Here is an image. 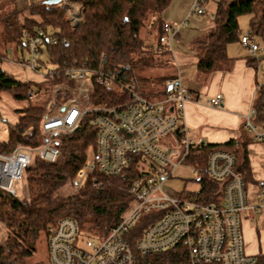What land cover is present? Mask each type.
<instances>
[{
    "label": "built area",
    "instance_id": "1",
    "mask_svg": "<svg viewBox=\"0 0 264 264\" xmlns=\"http://www.w3.org/2000/svg\"><path fill=\"white\" fill-rule=\"evenodd\" d=\"M204 1L193 0L189 16L204 15ZM60 5L69 27L81 24L83 16L78 5L66 0H61ZM162 30L154 48L157 53L164 52L177 28L163 23ZM240 41L251 56L259 50L256 38L248 31L242 33ZM46 42L58 43L52 32L36 29L31 36L24 32L21 48L27 58L17 60L44 80L54 78L56 69L42 61ZM47 66V72L41 73ZM125 69L108 68L104 52L94 69H66L65 75L72 83L71 96L58 106L49 104L52 111L46 112L39 123L44 143L33 149L21 146L9 154H0V189L15 197L21 177L34 157L49 163L56 161L54 137L73 132L83 116L92 114L90 123L97 128L95 150L75 172L70 186L80 199L87 198L89 189L104 185L101 177L120 175L132 155L142 158L143 175L127 186V204L114 207L109 213L117 224L98 238L81 233L72 218L59 219L47 237L49 264H136V256L145 257L178 244L185 247L189 264H253L255 257L246 254L241 230V213L249 208L247 189L235 170L234 155L221 149L202 155L207 144L194 139L183 121L184 107L192 102V97L179 82L160 100L151 101L140 95ZM93 84L115 90L118 96H125L124 101L90 106ZM63 89H67L64 83L57 84L53 94ZM28 95H34L32 89ZM221 103L220 94L207 102L212 108H219ZM243 128L251 142L264 143V106L260 120L251 112L245 117ZM31 133L32 129H28L22 138L27 139ZM169 135H174L175 143L163 145ZM191 158L193 162H189ZM182 166L191 169L197 179L206 177L220 184L221 203L183 199L182 191L163 188V182ZM255 202L254 210L264 209V181L257 182ZM149 212H154V221L143 228L131 247L126 233Z\"/></svg>",
    "mask_w": 264,
    "mask_h": 264
},
{
    "label": "trees",
    "instance_id": "2",
    "mask_svg": "<svg viewBox=\"0 0 264 264\" xmlns=\"http://www.w3.org/2000/svg\"><path fill=\"white\" fill-rule=\"evenodd\" d=\"M3 1L0 0V8ZM172 0H66L68 4L80 7L83 20L76 28L65 21V12L60 3L45 4L41 0L21 10H13L0 16V58H6L8 45L13 41L16 48L22 46L23 33L29 36L36 29L52 32L57 39L56 45L44 44L42 51L45 62L56 67L55 76L44 80L51 89L64 83L67 89L52 93L40 106H29L18 110L16 122L7 127V136L0 140V154H9L18 147L30 149L39 147L45 141L40 133L39 123L47 111L48 102L55 106L62 104L70 95L72 83L65 70L75 67L94 69L98 65L102 52L106 54L108 68L125 69L128 77L135 81L140 95L149 99L154 95L149 90L152 78L142 74V68L135 62V54L149 49L147 38L153 34H163L162 15ZM1 10V9H0ZM248 17L247 31L259 42L264 52V0H217L215 10L208 19L206 32L192 43L195 69L198 75L209 76L214 72H230L238 58L227 54V46L232 43L241 45L238 20ZM66 41V44L62 41ZM242 46V45H241ZM254 71L258 60L251 55L242 57ZM264 59V57H263ZM31 82L19 81L0 68V100L4 95L20 100L29 98ZM253 102L254 118L260 120L264 106V84H256ZM90 106L106 103L117 105L125 96H118L115 90H107L93 84ZM161 96L166 93L164 84ZM159 93V92H158ZM54 109V107H53ZM92 114L83 116L77 129L65 135H56L54 145L58 159L53 163L34 157L25 169L20 184L26 192L19 191L15 197L0 189V225L4 228V241L0 242V264H26L36 251L41 234L47 237L61 218H72L80 232L90 237L102 238L117 224L109 215L110 209L125 206L130 198L127 186L143 175L142 158L132 155L128 165L120 175L101 177L104 185L98 189H89L87 198L60 196V188L72 183L75 172L83 165L96 146L97 128L90 121ZM32 129L31 135L23 139L22 135ZM246 144L207 145L202 155L206 156L214 149L230 152L235 157V170L247 184L250 170ZM193 162V158L189 162ZM198 191H182L183 199L197 200L201 203H221L222 186L206 177L197 179ZM154 221V212L143 214L139 221L126 233L131 247H134L141 231ZM83 230V231H82ZM136 264H189L187 251L182 245H176L159 253L145 257L136 256ZM214 264V263H211ZM253 264H264V254L255 256Z\"/></svg>",
    "mask_w": 264,
    "mask_h": 264
},
{
    "label": "crops",
    "instance_id": "3",
    "mask_svg": "<svg viewBox=\"0 0 264 264\" xmlns=\"http://www.w3.org/2000/svg\"><path fill=\"white\" fill-rule=\"evenodd\" d=\"M14 1L17 9L21 10L41 0ZM208 1H204V15L189 16L193 0H172L164 11L163 23L177 28L164 50L171 55L176 74L162 79L166 90L171 83L179 82L190 93L192 102L184 107L183 121L194 139L207 145L230 141L239 146L246 144L251 180L246 184L249 208L241 213V230L246 254L255 257L264 254V209L253 208L256 204L257 182L264 181V144L251 142L243 126L245 117L253 111L258 82L254 69L242 58L234 62L230 72H214L209 76L197 74L192 43L209 27L205 17L207 14L212 16L217 0H214L213 10L209 7L211 11L207 9ZM216 94L222 96V103L219 108H212L207 102ZM169 141L171 138L166 140Z\"/></svg>",
    "mask_w": 264,
    "mask_h": 264
},
{
    "label": "rangeland",
    "instance_id": "4",
    "mask_svg": "<svg viewBox=\"0 0 264 264\" xmlns=\"http://www.w3.org/2000/svg\"><path fill=\"white\" fill-rule=\"evenodd\" d=\"M3 3L5 4H3L0 8V16L17 9V5L14 0L3 1ZM209 7L211 10H213L214 0L208 1L207 9L211 11ZM209 16L210 14H207L205 18L209 19ZM238 25L240 32H246L248 27V17L245 15L241 16L238 20ZM256 42L259 45V50L254 54V57L258 60L257 68L255 71L256 81L259 84H262L264 83V52L259 42L257 40ZM157 43L158 36L156 34H153L147 38L146 44L148 45L149 49H145L141 53L135 54V62L138 67L142 68V74L153 79L151 87L149 89L151 91L153 90L154 92V95L150 98L151 101H157L163 97L160 94V92L164 89L162 78L165 76L176 74V66L173 59L171 58V55L167 52L157 53L154 50V48L157 46ZM227 54L230 57L234 58H242L246 55H250L249 52L238 43L229 44L227 46ZM6 56L7 57L4 59L0 58V68L19 81H27L33 83L32 90L34 92V95L32 97L20 100L12 99L7 95H4L2 97V99L0 100V140H4L6 138L8 125L16 122L18 116L20 115L18 110L29 106H40L44 104L47 99L52 98V93H54V88L51 89V87H49L47 83H43L44 78L42 76L17 63L19 57H23L24 59L27 58V53L21 47L16 48L13 41L8 45ZM42 61L45 62L44 56H42ZM47 69L48 66L46 68H42L41 73H46ZM49 104L54 105L53 102H48L46 112L52 111L48 108ZM168 138H171L172 144L175 143L173 135H169L162 141L163 145H168L166 142ZM35 155L36 154H34V156ZM70 186L71 183L66 184L62 188H60V196H74L75 192L70 189ZM163 188L173 190L175 192H193L198 190L199 183L197 181V178L192 173L191 169L187 168L186 166H182L175 169L172 172L171 177L163 182ZM18 189L19 191L23 190L24 192H26L24 185H21L20 183L18 185ZM110 217L112 218L111 215ZM4 236V228L0 225V242L4 241ZM26 264H49L47 254V239L43 234H41L38 239L36 251L27 260Z\"/></svg>",
    "mask_w": 264,
    "mask_h": 264
},
{
    "label": "water",
    "instance_id": "5",
    "mask_svg": "<svg viewBox=\"0 0 264 264\" xmlns=\"http://www.w3.org/2000/svg\"><path fill=\"white\" fill-rule=\"evenodd\" d=\"M61 0H45L44 3L45 4H49V5H55V4H59ZM177 83L171 84L168 87V90H170L174 85H176ZM63 110V108H61V111Z\"/></svg>",
    "mask_w": 264,
    "mask_h": 264
}]
</instances>
